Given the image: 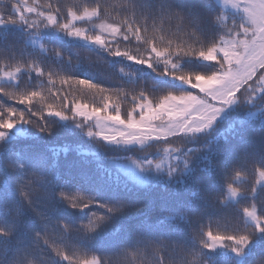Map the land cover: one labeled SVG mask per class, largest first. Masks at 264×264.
I'll list each match as a JSON object with an SVG mask.
<instances>
[{
    "label": "snow or ice",
    "instance_id": "snow-or-ice-1",
    "mask_svg": "<svg viewBox=\"0 0 264 264\" xmlns=\"http://www.w3.org/2000/svg\"><path fill=\"white\" fill-rule=\"evenodd\" d=\"M222 3L242 10V19L213 10L211 0H9L6 6L0 0V152L9 140L33 135L23 126L34 129L35 137L52 136L55 123L46 118L54 117L72 121L97 142L157 146L162 160L132 162L142 171L166 166L170 178L193 172L190 162L200 150L189 142L211 130L227 109L245 106L249 119L264 118V0ZM209 25L215 37L208 35ZM48 33L84 47L74 49L73 59L49 43ZM100 53L145 66L189 90L158 93ZM186 58L213 70L184 71ZM82 65L113 83L75 75ZM3 99L23 109L5 107ZM240 151L239 163L220 164L224 191L197 188L192 196L198 202L190 201L179 217L155 218V228L170 225L171 231L138 228L106 251L92 245L109 235V225L142 207L58 189L55 160L47 163L43 151L31 169L18 153L15 160L0 156L15 178L17 196L0 192V264H206L217 249H228L234 264H244L264 244V164L254 159L264 161V147ZM209 165L216 166L212 160ZM0 185L8 186L4 179ZM60 205L104 211L93 210L86 222L72 224L57 218ZM27 214L38 227L26 226ZM185 230L186 237L177 235ZM255 264H264V256Z\"/></svg>",
    "mask_w": 264,
    "mask_h": 264
},
{
    "label": "trees",
    "instance_id": "trees-1",
    "mask_svg": "<svg viewBox=\"0 0 264 264\" xmlns=\"http://www.w3.org/2000/svg\"><path fill=\"white\" fill-rule=\"evenodd\" d=\"M8 2L9 0H3L5 6ZM83 2H90V0H83ZM211 6L213 10L223 13L216 0H211ZM227 16L238 21L237 16L228 14ZM208 35L210 37L216 36V29L212 28L211 25L208 26ZM47 40L49 43L62 48L73 59H75L74 49L84 47L82 44L73 42L70 38H57L52 33L47 34ZM100 54L104 55L105 59H112L114 64L124 67L126 71L134 72L138 83H143L145 87H154V91L158 93L163 94L171 91L179 94L189 90L180 81H174L170 77H161L145 66L131 64L123 58H110L104 53ZM64 67L68 71H73L71 65L65 64ZM181 69L210 73L213 66L204 61L186 58L181 63ZM74 74L105 84L113 83V81L102 76L100 72L83 65L75 68ZM86 100L99 102L98 98L93 101L91 97H86ZM3 104L5 107L23 109V106L16 105L7 99H3ZM123 107L126 110L128 105L125 104ZM230 110L225 118L217 120L214 129L189 142L190 148L200 150L194 152L190 162L193 172L185 176L176 175L174 178H170L167 174V168L157 172L154 166L146 167L149 180L146 185H141L128 178L116 164L162 160L163 153L159 151L157 146H152L150 150L147 146L145 148L125 147L108 145L102 141L97 142L89 138L84 131L76 128L72 121L63 122L54 117L46 118L55 123L52 136L41 134L39 137H35L34 129H31L30 126H23L33 135L9 140L0 152V156L5 160H15L18 153L22 162L31 169L38 163L36 154L43 151L48 157L47 163H52L55 160L56 172L59 177L56 181L58 189L80 191L95 197L101 203L124 201L135 207H142L144 209L142 212L124 217L109 225L111 229L109 235L95 241L92 245L97 250L106 251L114 243L127 242L130 235L138 228L152 226L155 231H171L170 225L155 228V218L169 213L179 217L181 212L189 208L190 201L198 202V198L192 196L197 188L203 189L210 186L216 191H224L220 164L225 161L239 163L242 156L240 150L244 147L250 149L264 147V118L249 119L245 106H235ZM31 118L37 119L36 117ZM15 134L16 130L14 129L10 135L14 136ZM146 152L147 155H145ZM254 159L258 164H264V161L259 160L258 156ZM209 160H212L216 166L211 167ZM0 179L6 180L8 185L6 189L0 185V192H7L8 198L16 199L15 178L4 169L2 163H0ZM181 180L184 182L180 183ZM93 210L99 213L104 211L100 208H94L92 210L85 209L81 212L60 205L56 215L58 219L65 222L78 224L86 222ZM234 212H239V206L234 209ZM0 215H2V211H0ZM25 220L27 227H38V222L31 214H27ZM205 222L207 223V221ZM177 235L184 238L187 236V231ZM261 256H264V244L256 247L244 264H255V261ZM207 264H234V254L228 249H217L215 253H209Z\"/></svg>",
    "mask_w": 264,
    "mask_h": 264
},
{
    "label": "rangeland",
    "instance_id": "rangeland-1",
    "mask_svg": "<svg viewBox=\"0 0 264 264\" xmlns=\"http://www.w3.org/2000/svg\"><path fill=\"white\" fill-rule=\"evenodd\" d=\"M218 4H219L220 8L223 10V13L224 14H226V15L228 14L230 16H237V20L238 21H240L242 19V17H243L242 10H240V9H234V8H231L230 6L229 7H225L223 5V3H222V0H220V2H218ZM234 107L235 106H233L230 109H233ZM230 109H227L221 115L220 118H225V116L230 113V111H231ZM63 122H65V121H63ZM216 123H217V121H216ZM214 127H215V125L212 127V129H214ZM119 146H125V147H140L139 145H136V144H133V145H119ZM162 159H163V157H162ZM132 162H129V163L126 162V163H120V164L117 163L116 165L118 166L119 170L123 174H125L128 178H130L131 180L136 181L139 184H148L149 180L147 178V174H148L147 171L145 169L142 171L141 169L137 168ZM163 168L165 169L167 167L166 166H163L161 169H163ZM161 169L160 170H157V172L161 171ZM258 179H259V177H258Z\"/></svg>",
    "mask_w": 264,
    "mask_h": 264
},
{
    "label": "clouds",
    "instance_id": "clouds-1",
    "mask_svg": "<svg viewBox=\"0 0 264 264\" xmlns=\"http://www.w3.org/2000/svg\"><path fill=\"white\" fill-rule=\"evenodd\" d=\"M206 264H207V262H206Z\"/></svg>",
    "mask_w": 264,
    "mask_h": 264
}]
</instances>
